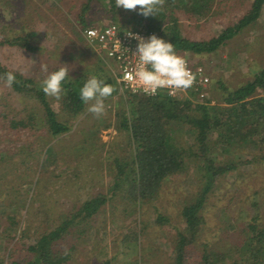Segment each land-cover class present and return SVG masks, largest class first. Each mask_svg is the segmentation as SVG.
Listing matches in <instances>:
<instances>
[{
	"label": "rangeland",
	"instance_id": "rangeland-1",
	"mask_svg": "<svg viewBox=\"0 0 264 264\" xmlns=\"http://www.w3.org/2000/svg\"><path fill=\"white\" fill-rule=\"evenodd\" d=\"M84 1L0 0L3 65L40 83L47 75L42 63L47 64L48 72L67 65L68 78L84 81L87 75L96 74L112 79L115 88L105 98V112L99 117L87 110L86 103L72 115L63 107L64 94L59 98L48 95L59 119L70 126L55 136L48 131L45 110L37 96L19 92L0 79V264L33 258L29 245L37 237L98 195L106 196V202L71 225L64 238L63 248L76 243L67 264H175L178 233L189 229L182 208L199 200L208 181V168L203 166L206 160L192 155L199 146L197 128L189 120L172 123V143L183 154V166L164 180L157 196L146 201L126 196L128 181L125 175L119 176L117 162L130 166L134 159L137 147L125 117L140 95L120 88L115 63L86 40L84 28L112 21L122 27L147 28L149 18L142 17L139 5L125 9L117 8L115 0H92L83 9ZM177 2L163 0L166 18L156 29L169 30L168 14L174 10L180 34L204 41L239 22L254 0H211L212 8L196 16L187 7H177ZM192 2L185 0V4ZM34 31L31 39L36 50L4 42ZM176 51L209 73L204 101L226 105L224 98L229 91L253 80L264 69V5L256 20L216 50ZM255 95H264V88H258ZM191 97L195 111L191 112L197 113L196 106L202 102ZM30 113L37 117L34 128L10 125L11 117ZM217 135H227L225 126L210 133L208 156L215 165L224 167L233 162L236 167L213 177L199 209L203 229L187 250L184 264H205L203 243H208L207 248L216 246L217 253L224 254L222 258L215 256V264H252L251 253L245 254L239 247L248 243L250 223L264 227V128L258 131L254 144L238 135L229 150L217 146Z\"/></svg>",
	"mask_w": 264,
	"mask_h": 264
},
{
	"label": "trees",
	"instance_id": "trees-1",
	"mask_svg": "<svg viewBox=\"0 0 264 264\" xmlns=\"http://www.w3.org/2000/svg\"><path fill=\"white\" fill-rule=\"evenodd\" d=\"M91 1L85 0L82 8L85 9ZM263 5L264 0H254L251 10L245 13L239 22L229 25L223 30L221 35L204 41H195L183 37L178 29L179 23L176 12L171 10L168 14L171 25L167 32H162V37L171 40L175 49L179 51L187 49L197 53L214 51L225 44L227 39L238 34L248 23L256 20ZM176 6L187 7L191 15L196 16L211 9L212 2L211 0H193L191 4H185V0H178ZM142 17L146 16L142 15ZM147 17L149 18L148 24H146L147 28L156 29L165 22L166 14L161 10L157 15H149ZM32 35H36L35 31L23 37L4 39V42L19 45L27 50H36L38 47L32 43ZM9 70L14 71L17 76L13 88L19 92L34 94L42 103L45 110L44 121L48 126V131L56 136L69 130L70 126L67 122L59 119L57 111L51 106L48 95L41 88V83L32 77L24 76L22 73L6 67L0 61V74ZM83 82L80 78L71 79L66 77L62 104L64 109L72 115L77 114L85 105L79 95V87ZM105 82L112 84V79H106ZM258 88H264V69L258 72L253 80L246 82L233 91H229L224 98L226 105L214 106L210 105V101L198 103V106H196L199 108L197 113L191 112H195L191 107L193 102L191 96L194 93L184 102L164 94L148 96L137 93L140 95L139 102L132 105L130 103L131 107L128 117H125V121L126 127L130 131L132 142L137 148L130 166H128V163L117 162L120 168L119 176L124 177L125 175V179L128 181V187L125 189L127 197L134 200L137 198L144 201L150 200L157 196L160 187L168 176L174 175L182 169L184 157L181 151L172 143L173 136L170 130L172 129V123L177 120H189L197 128L196 139L199 146L192 155H199L206 160L203 166L208 168V181L203 193L197 202L187 204L181 211L189 229L186 232L179 231L178 233L179 236L175 241L174 247L175 264L185 263L187 250H189L192 243L198 240L203 229L199 209L202 206L203 196L212 184L213 177L236 167L233 162L228 163L224 167L214 164L213 158L208 156L210 148L207 141L210 133L216 128L225 126L227 135H217L216 141L218 147L227 150L232 146L230 145L233 141L232 139L238 135L244 136L243 139H247L251 144H254L258 131L264 128V95H255ZM128 92L131 95L135 94L131 91ZM36 119L37 117L34 113L23 117L13 116L10 119V125L15 128L32 129L35 127ZM243 126H246V129ZM250 127L253 129L252 131L249 129ZM228 138L231 140L227 142ZM262 138L264 142V137ZM199 151L202 153L200 154ZM105 202L106 196L104 195H98L85 201L70 218L63 220L47 233L37 237L35 242L29 245V249L33 252V258L22 262L14 261L13 264H67L73 258V252L76 250V243L67 246V248L62 246L65 245L63 241L69 228L76 222L84 220L98 211ZM77 218L79 220H76ZM249 230L251 235L248 236V243L244 244L243 248H239L245 254L251 253L254 258L252 264H264V227L261 228L258 223L252 222L249 224ZM79 234H81V231ZM133 237L137 238L136 233H134ZM203 245V252L207 253L205 264H215V256L224 257L223 253H217L216 246L207 248L208 243H203Z\"/></svg>",
	"mask_w": 264,
	"mask_h": 264
},
{
	"label": "clouds",
	"instance_id": "clouds-1",
	"mask_svg": "<svg viewBox=\"0 0 264 264\" xmlns=\"http://www.w3.org/2000/svg\"><path fill=\"white\" fill-rule=\"evenodd\" d=\"M115 3L117 8L125 9H137L139 5L138 11L146 17L157 15L163 6V0H115ZM129 35L138 40L134 52L137 57L134 78L146 94L156 95L161 89H167L169 94L173 95L178 90L192 85L193 75L187 67V62L177 53L171 40L156 33L147 37L132 32H129ZM41 67L47 73L41 81L43 92L59 98L65 91L64 83L69 75L67 65L51 72H48L47 64L42 63ZM0 79L11 87L17 76L14 71L9 70L0 74ZM113 92L114 86L96 74L87 75L79 87L80 98L87 104V110L98 117L105 112V98ZM89 101L94 102L89 104Z\"/></svg>",
	"mask_w": 264,
	"mask_h": 264
},
{
	"label": "built area",
	"instance_id": "built-area-1",
	"mask_svg": "<svg viewBox=\"0 0 264 264\" xmlns=\"http://www.w3.org/2000/svg\"><path fill=\"white\" fill-rule=\"evenodd\" d=\"M129 32L138 33L145 37L152 33L162 36L161 29H149L143 26L122 28L116 22H110L104 26L92 25L84 28L86 40L101 55H104L105 58L111 59L115 63L114 73L120 88L135 94H146L134 78V69L137 64V57L134 52L138 40L134 36L129 35ZM177 53L183 56L181 53ZM184 58L187 62V67L193 75V83L190 87L178 90L173 95H170L167 89H161L156 95H146L157 96L164 94L177 100H185L194 93L193 97L199 98L201 102H205L204 100L207 98L209 92L210 75L203 65L192 63L188 58Z\"/></svg>",
	"mask_w": 264,
	"mask_h": 264
}]
</instances>
